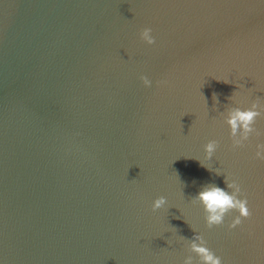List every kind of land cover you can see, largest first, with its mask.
Returning a JSON list of instances; mask_svg holds the SVG:
<instances>
[{"label":"water","instance_id":"95a60500","mask_svg":"<svg viewBox=\"0 0 264 264\" xmlns=\"http://www.w3.org/2000/svg\"><path fill=\"white\" fill-rule=\"evenodd\" d=\"M257 97L264 0H0V262L182 264L196 230L264 264V135L233 149L224 123ZM225 176L252 216L209 229L193 197Z\"/></svg>","mask_w":264,"mask_h":264},{"label":"clouds","instance_id":"9594fccd","mask_svg":"<svg viewBox=\"0 0 264 264\" xmlns=\"http://www.w3.org/2000/svg\"><path fill=\"white\" fill-rule=\"evenodd\" d=\"M150 27H144L139 32V38L147 45L156 43V38L152 34ZM144 87H151L152 81L145 75L140 76ZM159 83H166L161 81ZM264 117V101L259 97L251 100L247 107H234L230 109L224 120L228 126V135L231 139L233 149L243 148L250 143V138H258L264 135L255 127L257 118ZM219 146V141L210 139L203 146L204 159L212 160L214 153ZM253 159L264 161V142H258L255 145ZM202 164V163H201ZM206 166L205 164H202ZM207 167V166H206ZM210 171H215L212 168ZM216 174H221L215 171ZM226 188H221L215 184H206L193 197V203L199 204L204 213V222L207 228L223 225L225 217L230 212H235L231 222L227 224L229 230L235 229L252 216L249 208V201L244 195L241 185L234 179H228L225 176ZM227 189V190H226ZM167 205L165 196H159L152 201L151 208L153 211L164 208ZM184 241L183 237H180ZM186 249L189 255H186L182 264H223L220 255H217L208 247L207 241L198 231L194 230L193 237L186 242ZM197 259L194 260L193 255ZM2 264V262H0Z\"/></svg>","mask_w":264,"mask_h":264}]
</instances>
